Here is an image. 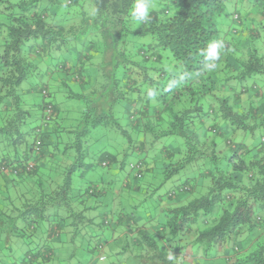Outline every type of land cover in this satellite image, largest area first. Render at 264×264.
I'll use <instances>...</instances> for the list:
<instances>
[{
	"label": "trees",
	"instance_id": "obj_1",
	"mask_svg": "<svg viewBox=\"0 0 264 264\" xmlns=\"http://www.w3.org/2000/svg\"><path fill=\"white\" fill-rule=\"evenodd\" d=\"M135 2L0 0V227L7 249L26 245L21 262L8 256L4 264L47 263L48 239L69 233L75 240L81 229L90 262L102 249L86 231L102 192L72 184L74 173L94 165L80 162L97 128L126 136L132 153L145 139L183 140L178 155L163 150L165 180L198 160L210 164L202 196L170 207L192 192L186 183L166 196L163 223L128 232L145 244V263L205 264L200 249L215 247L226 248L227 263L264 264V137L256 145L242 136L264 130V0H147L156 7L139 22ZM23 94L38 100L28 106ZM60 95L84 105L77 128L64 130L69 147L55 141ZM220 141L227 153L217 151ZM68 148L77 157L67 168ZM115 162L104 152L96 164ZM111 222L101 217L97 231ZM28 226L45 236L50 226L47 243H27Z\"/></svg>",
	"mask_w": 264,
	"mask_h": 264
},
{
	"label": "rangeland",
	"instance_id": "obj_2",
	"mask_svg": "<svg viewBox=\"0 0 264 264\" xmlns=\"http://www.w3.org/2000/svg\"><path fill=\"white\" fill-rule=\"evenodd\" d=\"M154 2L155 1H153V3ZM156 3L158 4L157 8L162 5L161 2L157 1ZM155 7L156 6H153V4H149V10L155 9ZM229 11H232V7L227 4L226 12ZM255 18L257 21L260 19L259 16ZM134 22L138 21L134 19ZM25 87L26 84H23L19 90L22 89L24 91ZM69 87L73 92L81 93L82 91L76 84H69ZM61 95H63V92ZM61 95L56 97V103L60 111L58 118L60 130L55 136L57 137L55 141L63 143L66 147L69 145V140L72 139L71 142H73V137L65 131L75 130L77 128L84 110V105L80 101L69 99L65 96L62 97ZM23 96L28 106L34 105L38 100L28 94H23ZM33 111L36 113L33 121L35 125L38 111L35 108ZM261 134L264 137V130L257 131L252 137L246 135L242 136L246 139V143L257 145L259 144ZM88 140L91 146H89L88 152L84 153L80 163L83 165V168L89 165L92 166L93 163L94 165L88 171L83 169L82 171L74 173L72 176V184L82 190L95 187L99 192H102L99 199H92L93 201H97V206L93 211L97 215L94 218V227L93 229L89 227V229H92L91 231L87 230L86 227V231H89L88 233H90V235H97V237L93 239L100 243L102 249H98V251L96 250L94 252L93 261L90 262V257L87 255L85 256L86 253H82L84 246L81 247L80 242L82 241H80V239L82 236H86V232L84 229H81V232L85 233L84 235L80 236L77 234L76 236H79L73 242L64 244L65 247L69 246L70 250L79 247L78 251H75L76 254L73 252L71 256L69 255V251L60 249L59 254H63L60 256L58 262L61 264H101L98 257L99 255H104L107 264H149L148 262L145 263L142 259L147 258L146 256L148 255L145 244L141 241L143 244L139 245L138 242H136L139 238L136 235H129L128 232H135L136 228L154 227L159 222L163 223L164 217L161 204H167L168 201L166 200V196L172 191H177L176 189L178 187L186 183L193 187L192 192L184 196L182 195V203L178 205L172 204L171 206L167 204V206H184L190 201L202 196L209 186V179L206 177V171L210 169V164L207 160H198L194 164L187 166L177 175L165 180L162 174L166 163L163 161L162 157L165 154L163 150H170V152L178 155L181 149H183V140L180 138H161L153 143L149 139H145L142 149L135 150V152L139 153H132V150H134L133 146H129L130 143L126 136H117V134L110 132H102V128L95 129L88 135ZM60 149L63 150L62 148ZM217 149L221 154L227 153L225 144L221 141L218 143ZM104 152L110 153L116 159L115 164L113 163L109 168L96 164ZM67 153L68 157L62 158V161L65 162V167L68 168L74 165L77 152L75 148H68ZM6 194L7 193L4 192L3 196L7 197ZM171 203H173V201ZM120 215L125 216L127 219L117 226L112 223L111 220L116 221L117 217ZM101 217H107L108 221L111 222V224L109 223V225H107L111 227L110 229H108V227L107 229H102L105 232L104 234L99 233L96 228L101 227L99 224ZM5 228L2 229L0 227V264L8 262L6 260L8 256L19 263L22 261L23 253H25L26 250L25 241H20L18 247H14L15 245L11 246V248L14 247V251L10 248V250L7 249L5 236L8 230L4 231ZM26 228L27 230L30 229L29 226ZM26 232L27 233H24V237L26 241H28L27 243H29V241H34L35 237L38 235V233H35V231L33 232L32 229ZM113 232H115V237L111 236ZM112 239L115 240L111 241ZM45 241L44 239L41 240L43 244L47 243ZM37 243H39V241ZM33 246L34 243L30 244L29 249L33 248ZM120 247L127 249V251L121 252L118 250ZM200 252L201 254L199 255L205 260V264H231V262L227 263L225 261L227 256L226 248L214 247L210 248L206 253L200 249ZM205 254L209 255L207 260L204 257ZM54 264H58L56 260Z\"/></svg>",
	"mask_w": 264,
	"mask_h": 264
},
{
	"label": "crops",
	"instance_id": "obj_3",
	"mask_svg": "<svg viewBox=\"0 0 264 264\" xmlns=\"http://www.w3.org/2000/svg\"><path fill=\"white\" fill-rule=\"evenodd\" d=\"M31 57L33 58V56L31 55ZM96 206H97V203H96ZM161 207L162 208H164V207H167V204H165V203H162L161 204ZM94 211V210H93ZM91 212V214H90V216H92V217H96L97 215H96V213H94V212ZM121 223H117V226L118 225H120ZM49 229H50V226H48V228H47V230L45 231V234H46V236L45 235H43V233H39L36 237L37 238H39V239H41V240H43L45 237H47V238H49L48 237V235H47V232L49 231ZM62 234V233H61ZM112 237H115V232H113V235H111ZM74 239H72V237H71V235L68 233L67 235H65V234H62L61 235V238H55L54 236H52L50 239H48V242H49V246H50V250H51V254H50V256L48 255V258H49V260H51V261H49V262H47V263H44V264H54V262H55V260L57 261V263L58 264H61L60 262H58L59 261V259H60V256L63 254V253H60L59 254V251H60V249H62L63 251L64 250H67V251H69V255H71L72 256V254H73V252L76 254V252L75 251H78V249H79V247H75V248H72V250H70V247L68 246V247H65L64 246V244H69V243H71L72 241H73ZM113 240H115V239H112L111 241H113ZM82 247V246H81ZM118 250H120L121 252L122 251H127V249H124L123 247H120V248H118ZM55 252H57V253H55ZM82 253H86V252H84V251H82ZM87 254H85V256H86ZM88 256V255H87ZM46 257H47V255H46ZM92 261H93V259H92ZM91 261V262H92ZM117 264H119V263H117Z\"/></svg>",
	"mask_w": 264,
	"mask_h": 264
},
{
	"label": "clouds",
	"instance_id": "obj_4",
	"mask_svg": "<svg viewBox=\"0 0 264 264\" xmlns=\"http://www.w3.org/2000/svg\"><path fill=\"white\" fill-rule=\"evenodd\" d=\"M132 17L136 20V21H147L148 19H150L149 17V4L147 3V0H136L135 5H134V9L132 11ZM209 54L210 55H217V53L215 52V46H212L209 49ZM155 93L152 92L151 90H149L148 92V96L149 97H154ZM169 259H172L171 255H169L168 257Z\"/></svg>",
	"mask_w": 264,
	"mask_h": 264
},
{
	"label": "built area",
	"instance_id": "obj_5",
	"mask_svg": "<svg viewBox=\"0 0 264 264\" xmlns=\"http://www.w3.org/2000/svg\"><path fill=\"white\" fill-rule=\"evenodd\" d=\"M31 168H32V166L31 165H28L27 168H26V170H30ZM0 170L3 171L4 168L2 166H0ZM182 189L187 190L188 188L187 187H183ZM98 260H99V262L101 264H107L106 263V257L104 255H99Z\"/></svg>",
	"mask_w": 264,
	"mask_h": 264
}]
</instances>
